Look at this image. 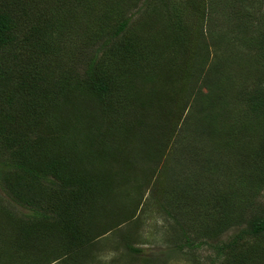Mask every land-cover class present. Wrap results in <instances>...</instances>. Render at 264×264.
I'll list each match as a JSON object with an SVG mask.
<instances>
[{"label":"trees","instance_id":"1","mask_svg":"<svg viewBox=\"0 0 264 264\" xmlns=\"http://www.w3.org/2000/svg\"><path fill=\"white\" fill-rule=\"evenodd\" d=\"M136 1L0 0V181L28 210L0 207V264L92 259L102 236L136 220L116 189L137 158L176 153L167 147L186 119L204 139L191 148L181 129L180 157L213 169L177 178L165 207L173 249L211 239L212 264H264V29L254 49L244 24L241 54L211 59L204 0H151L144 12ZM240 1L228 4L240 13ZM187 9L197 28L176 13ZM254 56L238 84V62Z\"/></svg>","mask_w":264,"mask_h":264},{"label":"rangeland","instance_id":"2","mask_svg":"<svg viewBox=\"0 0 264 264\" xmlns=\"http://www.w3.org/2000/svg\"><path fill=\"white\" fill-rule=\"evenodd\" d=\"M178 1L184 2L182 0ZM147 2H150L151 5V0H137L135 4H137V7H142L141 11L144 12ZM229 2L230 0L203 1L206 11L201 17L204 26L201 23L200 25L202 28H206V25L210 27L214 26L215 28V31L212 32L213 35L210 33L207 35V39L213 46L211 49L214 50L212 52L210 50L211 59L214 54L216 56L217 52L221 53L222 56H232L234 52L236 55L241 54L240 50L245 48L242 47V42L237 40V31L244 24L248 26L246 30L247 36H258L257 34H260L264 29V0H241L240 6L243 9L240 13L235 12L229 6ZM193 10H180L176 13H183V15L188 16V24L196 27L199 26L198 13L190 16V12ZM136 14H138V11H136ZM260 37L258 40H255L256 43H253L254 49L259 47L258 41L261 40ZM196 48H193L192 51H197ZM256 54L254 53L255 56ZM255 56L252 59L246 58L244 59L246 61L242 59L243 61L238 62L241 68V72L237 71L235 73L238 84H241L240 79H246L248 78L246 76L251 74L253 64L256 62ZM193 57L202 60V56L199 53ZM202 92H207V89L203 88ZM199 108L201 112L203 107L200 106ZM194 109L198 111L196 108ZM187 113L188 110L184 114L186 115ZM194 124V121L186 119V123H182V126L178 125L175 128L176 131L173 137L170 138L171 140L167 148L170 150L175 147L176 153L173 151L164 154L161 158L158 154L157 158L153 160L147 159L146 157L137 158L136 167L132 171L128 169L129 172L127 174L129 177L125 181L127 183L122 182V185L116 189V202L122 206L129 204V206L135 208L136 220L124 223L117 229L102 236L98 241L95 251L91 254L93 258L81 260L78 264H212V259L215 255L210 244L216 240L210 239L207 244L197 249L185 246L182 249H177V251L173 249L177 236V228L174 226L176 220L165 211V207L168 205L167 201L169 202L168 199L172 197L175 185L178 184L176 181L177 178L181 180L185 172H192L196 177H205L204 175L206 174L210 175L211 171L208 168H204L203 164L213 169L210 163L200 162L205 158L180 157L182 143L180 142L179 145L178 141L181 129H184V137L189 142V147L191 148H198V141L204 139L203 135L201 137L198 135L202 132L199 130V125L195 124L196 130L198 131L196 132ZM156 137H153L152 143L155 142ZM161 137L159 141L164 140L162 134ZM204 145L206 146L207 142ZM212 175L217 177L216 174ZM227 178L225 179L227 181L234 180L233 178ZM206 179L204 181H207ZM220 183L222 185V182ZM2 185L3 183L0 181V207L10 208L18 212H27V209L14 203ZM182 188L183 185L178 184L176 188L177 192L179 193ZM164 192H166V198L163 194ZM260 201L264 204V191ZM179 208L181 207L178 206V211H176L178 214L177 217L185 222L183 218H188L190 211H180ZM238 230L239 227L231 228L219 238L220 240H227ZM190 232L192 233L193 231ZM127 243L132 244L137 249H141V251L132 252L127 250L125 247ZM19 264L24 263L19 262ZM27 264L36 263L28 262ZM50 264L67 263H62V261L58 260Z\"/></svg>","mask_w":264,"mask_h":264}]
</instances>
